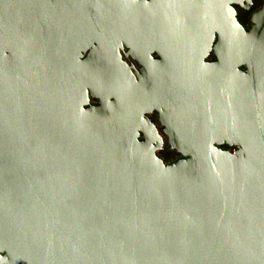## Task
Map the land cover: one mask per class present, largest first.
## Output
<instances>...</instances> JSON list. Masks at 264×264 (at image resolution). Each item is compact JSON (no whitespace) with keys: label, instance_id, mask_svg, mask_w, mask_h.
Listing matches in <instances>:
<instances>
[{"label":"water","instance_id":"1","mask_svg":"<svg viewBox=\"0 0 264 264\" xmlns=\"http://www.w3.org/2000/svg\"><path fill=\"white\" fill-rule=\"evenodd\" d=\"M229 2L0 0V264H264V6Z\"/></svg>","mask_w":264,"mask_h":264},{"label":"flooded vegetation","instance_id":"2","mask_svg":"<svg viewBox=\"0 0 264 264\" xmlns=\"http://www.w3.org/2000/svg\"><path fill=\"white\" fill-rule=\"evenodd\" d=\"M230 5L235 10L236 17L238 21L242 24L245 29H248L253 25V17L254 14L259 11L264 6V0H229ZM127 51L125 48L123 53L124 60L132 65L133 72H141L142 65L138 60H135L131 56H125L124 52ZM153 58L159 60L161 57L158 54H153ZM216 59L214 54L210 55L207 58V61H213ZM92 103H98L96 99L91 98ZM148 118L153 120L158 127V132L163 140V146L161 149L157 151V155L167 164L176 161L178 158L182 157L176 150L170 148L169 143V135L165 130V125L161 121L160 112L157 110L149 113ZM222 148L233 150L234 146H230L227 144L222 145Z\"/></svg>","mask_w":264,"mask_h":264}]
</instances>
